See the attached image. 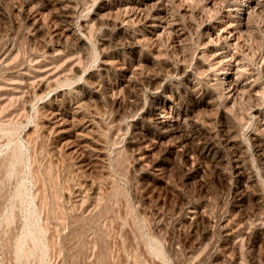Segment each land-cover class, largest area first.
I'll return each mask as SVG.
<instances>
[{
    "label": "rangeland",
    "instance_id": "1",
    "mask_svg": "<svg viewBox=\"0 0 264 264\" xmlns=\"http://www.w3.org/2000/svg\"><path fill=\"white\" fill-rule=\"evenodd\" d=\"M0 264H264V0H0Z\"/></svg>",
    "mask_w": 264,
    "mask_h": 264
},
{
    "label": "bare ground",
    "instance_id": "2",
    "mask_svg": "<svg viewBox=\"0 0 264 264\" xmlns=\"http://www.w3.org/2000/svg\"><path fill=\"white\" fill-rule=\"evenodd\" d=\"M161 116H160V113L158 112V111H154V113H153V119H154V121H155V123H161ZM165 123V122H164ZM188 209V208H187ZM188 213L190 214V215H194L195 214V211L194 210H189L188 211Z\"/></svg>",
    "mask_w": 264,
    "mask_h": 264
}]
</instances>
